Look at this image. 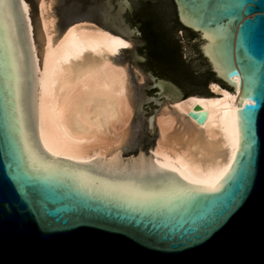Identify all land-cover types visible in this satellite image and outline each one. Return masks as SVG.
<instances>
[{
    "label": "water",
    "instance_id": "95a60500",
    "mask_svg": "<svg viewBox=\"0 0 264 264\" xmlns=\"http://www.w3.org/2000/svg\"><path fill=\"white\" fill-rule=\"evenodd\" d=\"M81 2L67 8L66 21L100 0ZM148 2H160L166 22L177 19L182 27L174 37L187 72L175 77L149 60L140 37L142 47L134 48L152 79L144 111L157 107L160 95L170 102L210 98L204 84L233 92L241 143L231 167L217 191L145 203L129 193L172 194L184 184L164 171L111 177L93 163L73 170L64 159L41 157L23 103L30 80L10 0H0V264H264V0H117L125 35L140 36L135 15Z\"/></svg>",
    "mask_w": 264,
    "mask_h": 264
},
{
    "label": "bare ground",
    "instance_id": "6f19581e",
    "mask_svg": "<svg viewBox=\"0 0 264 264\" xmlns=\"http://www.w3.org/2000/svg\"><path fill=\"white\" fill-rule=\"evenodd\" d=\"M17 1L27 56L10 0L11 22L22 66L29 72L33 134L41 157L64 159L73 170L93 163L111 177L128 171H164L184 188L196 189L208 188L232 163L236 149L229 136L238 130V101L219 84H208L210 98L181 96L157 112L150 160L142 154L123 159L134 112L133 89L126 66L117 59L129 47V38L86 14H74L58 24L54 0H36L34 25L30 6ZM137 142L136 138L130 146Z\"/></svg>",
    "mask_w": 264,
    "mask_h": 264
},
{
    "label": "rangeland",
    "instance_id": "374dc122",
    "mask_svg": "<svg viewBox=\"0 0 264 264\" xmlns=\"http://www.w3.org/2000/svg\"><path fill=\"white\" fill-rule=\"evenodd\" d=\"M30 6V16L31 19L36 25V0H25ZM82 0H54L52 9L56 16V21L58 24H63L65 16L67 14V8L76 7L77 5L82 4ZM130 0H127V2ZM12 2V11L14 17L16 18V28L21 47L24 48V55L27 54V47L25 43V34H24V25L21 16L19 15L18 1L11 0ZM84 2V1H83ZM90 2V1H89ZM89 2H84L88 7L90 6ZM15 9V10H14ZM18 13V14H17ZM86 14V13H84ZM17 15V17H16ZM94 23L98 25H105L112 31L119 32L125 36L121 12L118 10L117 0H100L98 7L91 8L89 13L86 14ZM23 32V33H22ZM24 34V36H23ZM130 40V45L128 48L124 49L117 62L124 64L127 69L130 85L133 89V116L130 121V130L127 140L128 149L124 152L123 159L128 158H138L140 154L144 155V159L150 160V148L156 137V130L153 125V117L159 112L163 106H170V101L162 96L158 98V106L151 107L144 111L143 105L150 101L151 95H146L149 90L152 88V79H151V69L140 67L141 58L134 47H142L140 36L136 34H126ZM23 44V45H22ZM22 48V49H23ZM26 48V49H25ZM27 59V58H26ZM27 75L29 77V72ZM30 81H26L24 85L23 93V103L25 106V112L33 133V118H32V107L30 103L31 99V87L29 85ZM206 93L208 84H204ZM30 91V94H29ZM30 96V97H29ZM174 102V101H173ZM31 107V108H30ZM152 118V119H151ZM34 136V134H33ZM138 140L137 144L133 147L130 146L131 141L134 139ZM133 148V149H131ZM139 152V153H138Z\"/></svg>",
    "mask_w": 264,
    "mask_h": 264
},
{
    "label": "trees",
    "instance_id": "16d2710c",
    "mask_svg": "<svg viewBox=\"0 0 264 264\" xmlns=\"http://www.w3.org/2000/svg\"><path fill=\"white\" fill-rule=\"evenodd\" d=\"M156 3L158 4L144 3L135 15L140 37L145 42L147 58L165 65L175 77L184 75L187 68L174 37L177 29H183L177 19L169 25L162 4Z\"/></svg>",
    "mask_w": 264,
    "mask_h": 264
},
{
    "label": "snow or ice",
    "instance_id": "6c2138e0",
    "mask_svg": "<svg viewBox=\"0 0 264 264\" xmlns=\"http://www.w3.org/2000/svg\"><path fill=\"white\" fill-rule=\"evenodd\" d=\"M26 7V5H25ZM4 24H3V14L0 13V28H3ZM72 29H69V32H71ZM106 35V34H105ZM117 43L121 44L123 47H128L127 44H124L123 41H116ZM7 54H8V59L9 61H11L10 66L13 68V74L15 75V58L12 55V47H11V43L9 42L8 45V49H7ZM17 84H18V77L16 80ZM16 112H19V91L18 89L16 90V108H15ZM250 121H251V115L248 114L245 116V126L246 129L248 130L249 133V140L245 143V149L247 150L248 147H250L251 144V136H250V128L248 127V125H250ZM22 127V126H21ZM229 139L232 143V146L236 149V151H234L232 153V159H235L236 153L240 150V133L238 130H236L233 133H230ZM25 151L29 153V155H33L30 150L28 149L27 143L25 142ZM55 154V153H54ZM231 167V163H229L228 166H226L224 169L221 170V172L216 176V178L211 182L210 186L206 189H196V188H184V187H180L177 191H175L172 194H165V193H161V194H154V193H139L136 191H131L129 194L133 196V198L138 199L142 202L145 203H152L156 200L159 199H167V200H172L175 199L177 197H181V196H189L191 195L192 192L194 191H217L218 188L215 186L216 185V181L221 179L229 170V168ZM175 170V169H173ZM245 172H247V167H245ZM187 179V177H185ZM203 230L207 231L208 229V225H203ZM188 235H192V234H196V231L193 230L191 232L185 233ZM198 238V236H197Z\"/></svg>",
    "mask_w": 264,
    "mask_h": 264
}]
</instances>
